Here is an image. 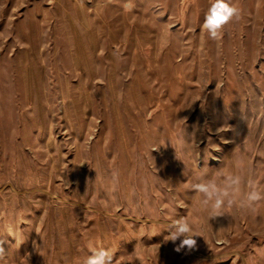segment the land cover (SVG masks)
<instances>
[{
    "label": "rangeland",
    "instance_id": "374dc122",
    "mask_svg": "<svg viewBox=\"0 0 264 264\" xmlns=\"http://www.w3.org/2000/svg\"><path fill=\"white\" fill-rule=\"evenodd\" d=\"M210 3L0 0V264H264V202L209 220L191 188L264 190V0L217 40Z\"/></svg>",
    "mask_w": 264,
    "mask_h": 264
},
{
    "label": "clouds",
    "instance_id": "9594fccd",
    "mask_svg": "<svg viewBox=\"0 0 264 264\" xmlns=\"http://www.w3.org/2000/svg\"><path fill=\"white\" fill-rule=\"evenodd\" d=\"M241 15L242 9L234 3V0H211L204 16L202 29L210 39H220L225 26L231 22H238ZM242 183V176L235 173L224 175L221 182L217 183L215 176L209 178L207 172L201 170L191 188L201 196L200 208L207 212L209 220H215L218 217H224L225 210L232 207L255 213L257 205L264 202V190L258 188L255 181L249 180V188L243 193H241ZM166 230L168 235L165 241L172 242L175 245V251L181 252L185 249L191 251L196 248V238L199 236L186 219L172 221ZM3 245L4 241L0 239V261H4L6 257ZM89 250L91 254L83 260L82 264H114L113 254L109 250L92 245H89Z\"/></svg>",
    "mask_w": 264,
    "mask_h": 264
}]
</instances>
